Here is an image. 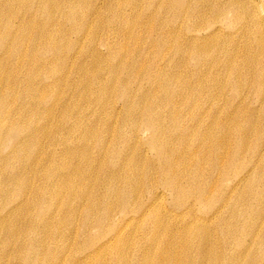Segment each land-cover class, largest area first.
I'll list each match as a JSON object with an SVG mask.
<instances>
[{
    "label": "bare ground",
    "instance_id": "obj_1",
    "mask_svg": "<svg viewBox=\"0 0 264 264\" xmlns=\"http://www.w3.org/2000/svg\"><path fill=\"white\" fill-rule=\"evenodd\" d=\"M76 1L78 0H64L58 3L53 15L65 18L69 11L71 21L75 22L78 34L76 33L75 41L69 43L70 54L72 46L80 49L84 41L92 37V32L88 31L94 26V19L80 21L75 18L68 6L71 7ZM116 1L127 3L126 0ZM201 1L202 8L194 10L189 0H181L175 9L179 12L175 14L178 25L174 26L172 18L167 27L169 31L180 33L185 20L189 21L191 35H183L187 39V45L183 48L178 42L177 54L184 51L198 56L197 74L187 69L184 77L172 79L158 65L161 79L166 77V86L160 88L153 84V90L148 93H138L143 88L131 90L125 87V83L121 85L117 81V89L123 87L120 91L124 106L129 107L123 125L130 127L131 131L128 135L123 130V125L118 124L119 120H116V124L108 123L106 130L111 129L117 134L118 137L114 138L117 146L125 140L124 150L109 149L101 139L86 153L87 149L83 150L80 145L87 141L90 134L86 133L77 145L71 146L70 141H63L68 144H60L61 148H56L51 154L53 159L63 155L61 159L65 160L64 169L67 161L71 162L67 168L69 171L60 175L56 183L52 184L59 189L55 194L51 193L50 197L43 190L44 187L35 188L33 194L36 199L33 203L45 196L46 201L52 200L54 196L59 198L58 193L62 189H70L71 202L74 199L80 201L71 205L73 221L77 219L74 221L73 238L81 229L88 242L82 251L57 264H221V260L222 264H264V256L259 252L260 246H264V123L260 125L259 122V114L264 115V0H214V8L216 13H220V17L232 15L227 26H218V21L222 19H212L208 14L209 8L204 5L205 0L197 2ZM47 2L48 0H30L29 11L32 15L37 11L41 13L42 10L45 13ZM88 2L90 10L94 9L93 14L97 16L105 14L115 3L113 0ZM132 6L134 9L135 5ZM187 7L191 8L192 14L188 13ZM72 8L76 13L77 7ZM122 13L126 16L125 11ZM235 22L240 23L238 27L234 26ZM123 24V37L127 39L130 32L128 23L123 20L121 25ZM225 30L230 31V34L223 38L224 42L211 48L196 45L204 37L200 35L201 31L207 32L205 39L214 40ZM80 32H85L84 36ZM232 32L236 37H241L234 39ZM57 33L61 34V31ZM172 40L177 42L181 39L169 36L165 42L170 44ZM48 45L47 54L52 60H42L43 64L63 58L66 48L59 45L58 37H54L51 32L48 33ZM81 52L78 51L76 56ZM98 55L94 49L89 54L91 61L98 58ZM89 56L85 55L84 58ZM97 62L95 59L93 64ZM82 67L79 69L82 70ZM84 74L83 79H86L88 76ZM106 86L101 88L100 95L108 102L114 86ZM231 90L234 95L225 98V92ZM245 91H254L257 96L256 109L249 105L251 101L246 102L248 99L244 96ZM217 94L224 99L223 107L218 102L210 103L213 95ZM47 96L45 94L42 100ZM149 97L153 99L149 100ZM244 103L248 104L244 106ZM165 108H169L168 111ZM1 118L0 149L6 143L13 142L10 152L21 153L23 146L14 144L19 135L16 130L20 129L17 125L19 122H11L4 110H0ZM142 122L151 133V148L147 151L142 148V152H139V147H144V141H140L139 137ZM188 122H191V126L187 125ZM24 126L22 127L32 129V122L25 120ZM232 131L234 141L229 137ZM51 134L42 129L39 136V130L35 128L34 133L20 143L35 141L38 136L40 140ZM58 138L55 136L53 139L57 141ZM149 151L155 153L154 157L149 156ZM0 158L1 174L6 165H3V156L0 155ZM17 160L13 169L22 172L24 159L17 157ZM241 161L246 166L238 173L234 169ZM93 163H97V167ZM12 164L10 162L7 165ZM87 167L89 173L84 176ZM223 168H230L235 180L221 195H217L216 183L213 185L214 177ZM96 170L100 174L95 180ZM226 174L227 172L224 173ZM14 178L18 180L17 175ZM26 181L23 177L17 186ZM41 181H44L43 177ZM47 184L51 186V183ZM240 193H244L240 200L242 203L248 202V194L251 200L257 201L260 214L263 211V227L258 228L256 233L237 231L238 228L232 224L238 217L237 198L241 196ZM167 197L174 208L171 211L163 204ZM30 200L32 198L25 196L23 202L28 203ZM248 207L249 210L252 209L250 203ZM206 208V212L201 211ZM197 212L205 215L202 217ZM12 213L10 210L8 215ZM209 218L211 226L202 225L203 219ZM0 224H3L0 235L4 233L6 238L0 245V264H4L6 257L13 256L22 260L19 264H56L55 258L41 263L42 244L39 243L38 248H30L28 240L23 239L24 227L22 230L17 228L15 221L11 227H5V222ZM213 231H221L222 236L231 237L245 233L252 238V243L257 248L251 252L249 246L243 249L242 244L237 243V247H240L238 256L229 259L232 255L227 256L226 252L228 245L232 243L225 242L223 248L214 247Z\"/></svg>",
    "mask_w": 264,
    "mask_h": 264
},
{
    "label": "rangeland",
    "instance_id": "obj_2",
    "mask_svg": "<svg viewBox=\"0 0 264 264\" xmlns=\"http://www.w3.org/2000/svg\"><path fill=\"white\" fill-rule=\"evenodd\" d=\"M63 1L48 0L45 13L42 10L41 13L37 11L32 15L29 11L31 9L30 0H0V110H4L9 115L11 122H19L17 125L20 129H16L19 135L14 144L23 146L21 153L10 152L13 142L6 143L0 149V155L3 156V160L5 159L3 165H6L4 172L0 174V222H5V227H11L15 221L17 228L22 230L24 227L23 239L28 240L30 248H38L39 243L42 244L41 263L55 258L56 264L82 251L88 242L82 235L81 229L76 234L77 237L73 238L74 224H76L74 221L77 219L73 221L71 205L74 206L80 201L74 199L71 202L70 189H60L59 198L54 196L52 200L46 201L45 196L33 203L36 199L33 194L35 188L44 187L43 190L50 197L51 193L55 194L59 189L58 186H53L56 179L69 171L67 168L71 162L67 161L66 169H64L65 160L61 159L63 155L53 159L51 154L56 148H61L59 145L64 143L63 141H70L71 146L77 145L86 133L90 134L87 141L80 144L83 150L87 149L86 153H89V149L101 139L107 148L123 151L125 140L117 146V141L114 140L118 137L117 134L111 129L106 130L108 123L116 124V120H119V125H123L125 113L129 109L124 106L120 91L123 87L117 89V81L119 80L121 85L125 83L127 85L125 87L131 90L143 88L138 90V93H148L153 90V84L160 88L166 86V77L161 79L157 70L158 65L163 68L162 72L166 73L165 75H171V78L175 79L184 77L187 69L197 74L199 62L198 56H192L190 52L181 51L177 54L178 42L184 48V45H187L185 37L191 35L192 28L188 27L189 21L185 20V26L182 27L180 33L167 29L172 18L175 27L179 23L175 17V14L179 12L175 9L181 0H126L127 3L122 4L113 0L116 1L112 4L113 6H110L105 14L98 16L93 14L94 9L90 10L91 5L88 0H78L68 8L72 9L75 18L80 21L94 19V26L91 31H88V33L92 32V37L86 39L80 49L72 46L71 54L69 43L75 41L76 38L75 22L71 21L69 11L67 17L65 14V18L53 16L58 3ZM197 1L199 0H189L194 10L202 8L203 1ZM132 5H135L134 9L131 8ZM204 5L209 8L208 14L212 19L220 17V13H216L214 8V0H205ZM72 6L77 7L76 13ZM32 7L35 9V6ZM191 8L187 7L189 14H192ZM123 11L126 16L123 15ZM230 17H232L231 14L221 16L219 19L222 21H218L220 22L218 26H227L230 23H228ZM123 20L128 23L130 31L127 39L123 37L125 29L124 24L121 25ZM239 24L235 22L234 26L238 27ZM59 31L61 34L57 33ZM50 32L54 37H58L59 45L66 49L63 58L59 57L48 64H43L42 60H52L47 54L49 53L48 33ZM84 33L80 32L83 36ZM206 33V31H201L200 35L204 37L198 40L196 45L211 48L217 43L224 42L223 38L227 37L230 31L225 30L214 40L205 39ZM169 36L180 37L181 40L177 42L172 40L170 44H166L165 40ZM233 36L236 40L241 37V35L236 37L235 33ZM94 49L99 54L98 58H95L98 61L97 64H93L95 59L91 61L89 56ZM78 51L82 52L77 57ZM85 55L89 58H84ZM80 66H83L82 70L79 69ZM83 74L88 77L83 79ZM110 83H114L111 84L114 89L111 91L112 94L110 93L109 101L106 102L100 92L101 88L106 85L110 87ZM45 94L48 96L42 100ZM233 95L231 90L225 92L224 96L226 98ZM213 96L210 103L218 102L219 106L223 107L224 99H221L218 94ZM244 96L248 99L246 102L251 101L249 105L252 109H256L257 96L254 91L250 93L245 91ZM151 99L153 98L149 97V100ZM246 104L248 103H244V106ZM165 109L168 111L169 108ZM241 119L245 120L242 117ZM259 119L260 125L263 124V113L259 114ZM25 120L32 122V129L22 127ZM144 124L143 122L140 124L139 131L140 141H144V147H139V152H142V148L146 151L151 148L149 142L151 133ZM187 125L191 126V122ZM255 127H258V124H255ZM35 128L39 130V136L42 129L52 134L49 137H41L40 140L38 136L35 141H26V144L23 141L21 144L22 139L30 137ZM122 128L128 135L130 134V127L123 125ZM55 136L59 137V140L53 139ZM229 137L235 140L233 131ZM148 154L150 157L155 155L152 151ZM17 157L24 159L25 166L22 172L13 169V166L17 165ZM10 162L13 164L8 166ZM93 164L97 167V163ZM245 166V162H238L234 170L237 169L239 173ZM229 170L230 168H223L215 174L213 185L216 183L217 195H221L222 191H225L226 187L235 180L234 173ZM84 172V176L88 175V167ZM226 172L227 174L224 175ZM14 174L18 176V180L14 178ZM98 174H100L99 171H94L95 180ZM23 177L27 181L17 186L22 182ZM47 183H51V186ZM97 183L100 184L98 181ZM243 194L240 193L241 196L237 198L239 201L238 217H235L236 220H233L232 224L236 229L238 228L237 231L247 230L256 233L258 228L263 227L261 214L264 210L260 214L257 201L251 200L248 194H246L248 202L242 203L240 200ZM25 196H29L32 200L28 203L23 202ZM249 203L251 210L248 207ZM163 204L170 211L174 209L169 197ZM10 210L11 213L15 211L8 215ZM203 210L206 212L207 208L201 209ZM197 213L202 217L205 215V213ZM210 219H203L202 225L211 226V222H208ZM2 225L0 224V228L3 227ZM133 226L134 224L131 227ZM212 234L215 236L214 247L223 248L225 242L232 243L228 245L226 252L227 256L232 255L229 259L237 258V253L240 251L237 243H241L243 249L249 246L251 252L257 248L253 245L252 238L245 233L238 237L222 236L221 231H213ZM4 237V233L0 235V245L4 239L6 240ZM260 251L264 256V246H260ZM21 261L20 258L13 256L6 257L3 263L19 264ZM222 262L223 260L221 264Z\"/></svg>",
    "mask_w": 264,
    "mask_h": 264
}]
</instances>
